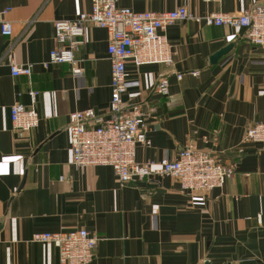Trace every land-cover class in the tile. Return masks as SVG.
<instances>
[{
  "label": "crops",
  "instance_id": "0c3cea01",
  "mask_svg": "<svg viewBox=\"0 0 264 264\" xmlns=\"http://www.w3.org/2000/svg\"><path fill=\"white\" fill-rule=\"evenodd\" d=\"M263 3L117 1L135 11L185 5L198 17ZM89 9V0H0V16L11 22L9 36L0 34V264H59L51 243L30 236L79 227L97 239L88 264H264V144L244 139L251 125L264 122V45L252 43L241 27L184 19L164 30L170 65L127 59L123 98L145 112L150 142L136 146V160L209 149L234 172L206 192L183 191L168 175L120 184L111 166L73 165L65 129L75 110L107 116V32L84 25L83 43L73 52L78 75L65 62L41 64L60 48L53 21ZM10 60L29 63V75L10 74ZM160 75L169 80L168 95L154 91ZM29 90L36 91L39 120L18 132L8 109L15 101L30 105Z\"/></svg>",
  "mask_w": 264,
  "mask_h": 264
},
{
  "label": "built area",
  "instance_id": "2783aa9c",
  "mask_svg": "<svg viewBox=\"0 0 264 264\" xmlns=\"http://www.w3.org/2000/svg\"><path fill=\"white\" fill-rule=\"evenodd\" d=\"M88 12H80L72 19L53 21V34L60 48L50 49L42 61L65 62L70 65L71 74L78 75L81 69L74 64L73 52L83 43L84 25L91 23L107 32L106 54L109 64V100L107 116L97 115L85 108L69 112L65 125L68 136L69 160L75 166H111L120 184L132 179L168 175L175 177L183 191H201L221 188L233 174L231 166L220 163L209 149L181 148L175 158H163L138 162L135 158L138 144H149L146 137V114L140 104H127L123 93L126 90V64L131 59L141 64L172 62V48L168 43L165 29L176 21L194 19L208 25L225 24L246 30V38L252 43L264 45V3L246 10L226 13H208L200 17L192 14L187 7L178 6L168 11L133 10L118 6V0H89ZM219 2L223 0H204ZM7 9H2L1 16ZM0 16V34L9 36L11 22ZM10 74L28 76L30 64L8 63ZM194 73V72H193ZM180 79L181 74L176 75ZM154 91L168 95L169 80L158 76ZM36 91L29 90L30 105L12 102L8 109L11 129L27 132L38 123L39 116L33 106ZM218 134V130L214 131ZM244 139L264 144V122L251 125ZM217 142V136L213 137ZM30 241L51 243L57 250L59 264H88L93 255L96 236L85 228L63 231L34 232ZM210 264V263H208Z\"/></svg>",
  "mask_w": 264,
  "mask_h": 264
},
{
  "label": "water",
  "instance_id": "95a60500",
  "mask_svg": "<svg viewBox=\"0 0 264 264\" xmlns=\"http://www.w3.org/2000/svg\"><path fill=\"white\" fill-rule=\"evenodd\" d=\"M231 46H232V45H228V46H225V47H223L222 49L218 50L217 53L214 54V55L212 56L211 60H212V61L216 60L217 57H218L220 54H222V53L226 52L227 50H229Z\"/></svg>",
  "mask_w": 264,
  "mask_h": 264
}]
</instances>
